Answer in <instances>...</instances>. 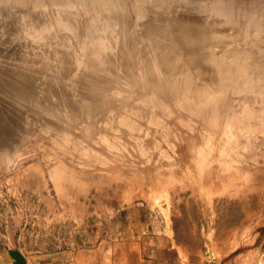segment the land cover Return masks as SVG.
Here are the masks:
<instances>
[{
    "label": "clouds",
    "instance_id": "obj_1",
    "mask_svg": "<svg viewBox=\"0 0 264 264\" xmlns=\"http://www.w3.org/2000/svg\"><path fill=\"white\" fill-rule=\"evenodd\" d=\"M181 2L197 10L206 32H164L121 52L112 17L124 0H0V18L16 20L17 66L46 73L37 97L18 100L43 118L38 135L82 162L146 166L148 141L163 134L167 142L179 125L199 134L188 149L193 159L203 148L209 159L230 150L242 160L264 137V0ZM0 39H8L5 29ZM15 149L0 150L6 167L18 163Z\"/></svg>",
    "mask_w": 264,
    "mask_h": 264
},
{
    "label": "rangeland",
    "instance_id": "obj_2",
    "mask_svg": "<svg viewBox=\"0 0 264 264\" xmlns=\"http://www.w3.org/2000/svg\"><path fill=\"white\" fill-rule=\"evenodd\" d=\"M123 8L112 17L120 25L121 52L164 32L207 31L197 10L181 0H124ZM31 16L44 22L42 12ZM15 24L11 14L0 18L8 36L0 39V150L17 146L18 161L6 167L8 154L0 153V248L30 252L73 240L158 236L176 240L185 264H264V137L242 160L230 150L209 159L203 148L193 159L188 149L199 134L179 125L167 142L163 134L148 141L153 155L146 166L65 156L38 135L43 118L18 106L20 98L37 97L46 73L17 66ZM47 89L55 92L50 83Z\"/></svg>",
    "mask_w": 264,
    "mask_h": 264
},
{
    "label": "crops",
    "instance_id": "obj_3",
    "mask_svg": "<svg viewBox=\"0 0 264 264\" xmlns=\"http://www.w3.org/2000/svg\"><path fill=\"white\" fill-rule=\"evenodd\" d=\"M176 247L175 239L158 236L146 240L134 237L73 240L71 245L61 248L30 252L3 247L0 264H185Z\"/></svg>",
    "mask_w": 264,
    "mask_h": 264
}]
</instances>
